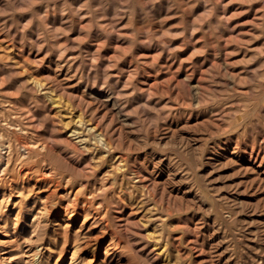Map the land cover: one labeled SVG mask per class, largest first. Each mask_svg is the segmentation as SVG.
Masks as SVG:
<instances>
[{
	"label": "rangeland",
	"instance_id": "374dc122",
	"mask_svg": "<svg viewBox=\"0 0 264 264\" xmlns=\"http://www.w3.org/2000/svg\"><path fill=\"white\" fill-rule=\"evenodd\" d=\"M0 148V264H264V0H0Z\"/></svg>",
	"mask_w": 264,
	"mask_h": 264
},
{
	"label": "bare ground",
	"instance_id": "6f19581e",
	"mask_svg": "<svg viewBox=\"0 0 264 264\" xmlns=\"http://www.w3.org/2000/svg\"><path fill=\"white\" fill-rule=\"evenodd\" d=\"M78 134H79V133H78ZM83 138H84V137H83ZM18 139H19V138H18ZM78 139H79V138H78ZM21 140H22V139H21ZM20 142H21V141H20ZM23 142H24V141H23ZM22 145H23V144H22ZM22 145H21V146H22ZM24 145H25V144H24ZM32 145H33V144H32ZM39 148H40V147H39ZM41 148H42V147H41ZM0 149H1V148H0ZM21 149H22V148H21ZM25 149H26V148H25ZM25 149H24V150H25ZM1 150H2V149H1ZM7 151H8V150H7ZM4 152H5V151H4ZM28 152H29V151H28ZM1 153H2V151H1ZM6 162H7V161H6ZM27 172H28V171H27ZM46 175H47V174H46ZM48 175H49V174H48ZM49 176H50V175H49ZM41 178H42V177H41ZM55 185H56V184H55ZM72 203H73V202H72ZM60 206H61V205H60ZM62 208H63V207H62ZM63 210H65V209H63Z\"/></svg>",
	"mask_w": 264,
	"mask_h": 264
}]
</instances>
